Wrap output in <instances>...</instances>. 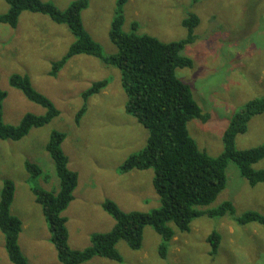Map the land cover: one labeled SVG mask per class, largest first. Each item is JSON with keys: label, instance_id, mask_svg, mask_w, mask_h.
<instances>
[{"label": "rangeland", "instance_id": "374dc122", "mask_svg": "<svg viewBox=\"0 0 264 264\" xmlns=\"http://www.w3.org/2000/svg\"><path fill=\"white\" fill-rule=\"evenodd\" d=\"M63 10L73 0H46ZM116 0H88L81 12L84 29L97 41L104 55L116 53L108 33ZM8 4L0 0V14ZM126 33L148 34L163 42L187 37L182 20L198 16L194 40L181 54L192 66L177 68V77L189 84L193 100L207 113L206 121L192 119L188 133L198 146L212 157L223 151L222 134L229 117L248 100L264 97V0H127L123 6ZM75 36L65 24L50 16L25 10L15 27L0 23V89L6 92L2 102V121L17 125L25 113L42 115L45 108L27 99L10 86L12 74L26 75L37 92L50 99L58 110L47 124L32 128L17 141H0V193L5 179L14 184L10 212L21 221L18 244L30 264H60L50 241V232L40 204L31 187L58 189L53 161L45 149L53 131L63 133L62 149L68 167L78 174L73 199L62 211L66 218L67 244L72 249L88 247L90 235L109 231L113 218L101 204L114 201L125 211L146 212L159 207L160 197L153 184V170L118 171L124 159L145 146L147 130L124 110L127 97L120 84V70L97 57L73 55L51 75L53 62L60 60ZM106 85L87 101L81 93L95 81ZM86 111L76 121L83 105ZM264 143V113L253 116L247 130L238 134L235 146L248 149ZM50 157V156H49ZM25 162L37 165L40 173L31 176ZM264 169V157L253 165ZM226 186L215 200L200 210H211L232 203L235 215L246 211L264 213V182L248 184L237 166L226 169ZM30 190H29V188ZM175 231L165 257L158 252L162 237L152 227L144 229L138 250L119 240L116 248L122 261L94 256L83 264H264V225L239 224L230 214L202 215L194 218L189 231ZM216 230L221 235L216 255H210L206 236ZM0 264H13L6 253L0 230Z\"/></svg>", "mask_w": 264, "mask_h": 264}, {"label": "trees", "instance_id": "16d2710c", "mask_svg": "<svg viewBox=\"0 0 264 264\" xmlns=\"http://www.w3.org/2000/svg\"><path fill=\"white\" fill-rule=\"evenodd\" d=\"M4 1L8 4V10L0 14V23L15 27L20 13L28 10L46 14L54 22L65 24L75 36L65 55L53 62L52 76H56L68 59L77 54L97 57L116 66L120 70V84L127 97L124 110L147 130L145 146L130 153L118 171L126 173L133 169H152V184L160 197V206L146 212H125L114 201L105 199L101 207L113 218V227L106 232L92 233L91 244L82 250L68 246L66 218L62 215V211L73 199L78 174L68 167V157L62 150L65 135L57 131L51 133L45 149L54 163L58 189L49 191L33 186L31 190L42 208L50 241L60 264H83L94 256L120 262L122 256L116 248L117 242L124 240L129 248L140 249L147 226L162 237L158 252L161 257H165L167 245L175 234L169 223L173 222L180 232H187L191 221L205 214L218 217L228 213L239 224L264 225V213L246 211L236 216L229 201L211 210L198 208L213 202L225 188L226 169L231 162L237 166L240 175L249 185L264 182V169L253 168L264 157V143L248 149L235 146L236 136L247 130L250 119L264 113V97L248 100L229 117L222 134L223 151L218 156L208 155L188 133L190 120L206 121L207 118V113L193 100L189 84L176 75L177 68H188L193 64L181 51L194 40L193 29L198 25V16L190 14L182 20L188 30L187 37L163 42L152 35L138 34L135 31L136 23L132 24L134 28L131 32H124L123 6L127 0H116L108 36L117 51L104 55L101 45L88 34L82 24L81 12L87 7L88 0H73L63 10L46 0ZM9 84L20 90L30 101L45 108V113H25L19 124H5L2 121V102L6 92L0 89V140L17 141L32 128L41 127L58 115L53 102L34 90L26 75L12 74ZM105 85V80L93 82L81 93L84 103ZM85 111L84 104L77 113L76 121ZM25 167L31 176L39 174L41 170L30 162H25ZM13 196L14 184L10 179H5L0 193V230L9 260L13 264H30L18 244L22 223L10 212ZM206 242L210 246L208 253L216 255L221 242L220 233L211 231L206 236Z\"/></svg>", "mask_w": 264, "mask_h": 264}, {"label": "crops", "instance_id": "0c3cea01", "mask_svg": "<svg viewBox=\"0 0 264 264\" xmlns=\"http://www.w3.org/2000/svg\"><path fill=\"white\" fill-rule=\"evenodd\" d=\"M0 141H5V140H0ZM63 143V142H62ZM62 146V145H61ZM63 148V147H62ZM63 150V149H62ZM64 152V151H63ZM65 153V152H64ZM66 154V153H65ZM50 155H45V158H46V160L47 161H51L52 160V158L51 157H49ZM53 161V160H52ZM51 161V162H52ZM53 165H54V163H53ZM29 188V187H28ZM29 190H30V188H29Z\"/></svg>", "mask_w": 264, "mask_h": 264}]
</instances>
